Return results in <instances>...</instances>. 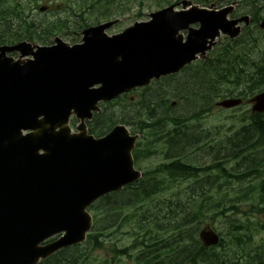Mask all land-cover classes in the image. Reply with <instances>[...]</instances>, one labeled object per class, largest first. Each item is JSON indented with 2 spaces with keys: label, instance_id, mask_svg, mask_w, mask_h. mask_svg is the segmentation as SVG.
Masks as SVG:
<instances>
[{
  "label": "water",
  "instance_id": "obj_1",
  "mask_svg": "<svg viewBox=\"0 0 264 264\" xmlns=\"http://www.w3.org/2000/svg\"><path fill=\"white\" fill-rule=\"evenodd\" d=\"M178 5L184 10L152 14V22L112 38L104 34L111 23L87 30L80 46L57 39L52 47L0 48V264H38L83 242L92 226L87 208L139 178L131 157L136 137L124 126L99 140L86 135L84 121L99 102L177 73L210 49L220 31L239 33L237 22L227 20L231 9ZM194 23L200 29H190L183 43L179 31ZM13 51L33 60L15 62L7 57ZM252 102L255 112L264 113V93ZM72 116L83 122L82 134H71ZM200 237L206 246L219 242L212 230Z\"/></svg>",
  "mask_w": 264,
  "mask_h": 264
},
{
  "label": "trees",
  "instance_id": "obj_2",
  "mask_svg": "<svg viewBox=\"0 0 264 264\" xmlns=\"http://www.w3.org/2000/svg\"><path fill=\"white\" fill-rule=\"evenodd\" d=\"M114 1L116 0H76L75 3L79 7L77 9L70 8L71 17H64L68 11H65L64 14L59 12L58 15L60 16L47 21L33 17L30 8L23 1H17L13 5L0 2V46L15 44L23 40L33 42L38 40L43 44H48L54 36L65 30L68 32L75 29L82 30L89 26L88 21L90 20L100 21L112 18L120 11L119 9H111ZM173 1L180 0H160L157 4L162 6L171 4ZM192 1L205 6L214 1L229 2L234 0ZM240 1L251 7V12L256 15V24L264 18L262 16L263 12H261L264 7V0ZM35 6L38 7L37 2ZM72 18L75 20H72ZM262 35L263 33L256 29L232 43L222 45L211 54L208 61H202L190 67L189 69H193L194 72H191L192 74L185 73V81L177 84L174 93H179V96L195 100L198 103L202 102L203 105L210 104L208 106L210 107L218 98L235 96L247 98L264 90V56L257 57L258 51H261ZM163 95L161 96V102L164 101ZM152 104L156 107L159 105L157 100L144 98L140 102L142 111L144 113L150 112L148 115H151L154 112ZM205 112L206 109H202L184 118H172L169 115L156 113V121V117L152 115L150 117L151 127L155 128L156 134L161 131L159 135H163V140L157 146L148 150V156L161 152L168 161L172 159L173 162H164L150 171L151 173L147 174L140 185L127 188L125 190L126 194H123V192L106 198L103 202L109 209H107V213H104L106 216L105 225L102 224L104 228H95L96 232L89 236V240L85 244L89 245L87 248L85 246L82 249L65 250L60 256L42 264H112V259H97L94 256V251L108 242L113 234V232H109L111 229L117 228L120 230L123 228L120 222L121 218L124 217L121 215L122 208L126 214V206H134L135 204L148 206L149 202L154 204V201H157V205H150L149 209L142 211L140 215L132 214L128 217L125 215L126 225L131 226V232L129 233L134 237L129 255L138 254L134 261L135 264H264V248L262 249L263 252H260L252 244V239L248 235L240 238L239 236L242 235L228 230V235L232 239L229 246L225 247L224 250L205 248L198 240L199 226L204 221L211 220V213L217 209L215 206L217 201L209 196L207 192L202 191V194L197 195V197L194 195L178 201L172 200V198L159 199L162 193L170 189L166 188L168 186L167 178H185L186 180L197 178L198 170L192 166V163H184L179 160H190L188 149L202 142L201 134L198 137H191L197 144L187 141L183 137L190 139L191 135H187L190 130L189 121L200 120L199 118ZM131 113L138 116L142 114L139 108ZM100 119H103L104 124L102 126L106 125V128L119 122V117L114 112L104 114L99 117ZM169 120L174 126L172 131L167 130L169 122L164 123V121ZM242 131L241 138H245V136L254 137V143L250 144L252 148L254 147L258 151L264 147L263 116L254 115L251 123L245 126ZM182 139L185 141L182 142ZM186 141L187 147L184 149L182 144ZM239 154L246 156L241 151ZM248 157L250 158L244 159L249 161L252 155L250 154ZM214 168L221 170L226 176L232 177V173L225 167L216 165ZM255 170H259L258 167H254L250 173L235 177L242 179L243 176L247 177ZM257 191L259 192L258 201L264 209V180L259 187H255V192L257 193ZM119 233L115 232L114 234ZM235 243H237V246ZM135 246L142 247L141 249H133ZM110 251L115 257L124 254V250ZM116 260V263L120 262L119 259Z\"/></svg>",
  "mask_w": 264,
  "mask_h": 264
},
{
  "label": "rangeland",
  "instance_id": "obj_3",
  "mask_svg": "<svg viewBox=\"0 0 264 264\" xmlns=\"http://www.w3.org/2000/svg\"><path fill=\"white\" fill-rule=\"evenodd\" d=\"M17 1H23L30 8V13L33 17L39 19H50L56 10H64L74 8L77 9L79 6L75 3L76 0H0L3 4L13 5ZM39 6H50L52 7L51 13L42 14L39 9H36V2ZM160 0H116L112 6V9H119L122 13H117V17L121 19L119 24L115 26L110 33L117 34L122 32L125 28L129 27L136 21H146L149 19L148 15L151 12L156 11L158 7L156 4ZM228 3H220L218 6H224ZM110 8V7H109ZM119 11V12H120ZM242 9L238 8V15H240ZM70 13H66L64 17H71ZM73 19V18H72ZM101 21V20H100ZM103 22V21H101ZM76 31V29L74 30ZM64 32H68L65 30ZM61 38L70 43H79L82 36H74L73 38L67 33H62ZM77 38V39H76ZM260 47L264 49V41L261 40ZM260 53V51H258ZM185 75L181 74L176 78L172 79H163L157 84H153L148 90H138L130 94L129 97L124 98V100H119L115 105L110 108H107L105 111L106 114L114 112L117 117H119L120 122H128L130 125L128 127L131 131H134L135 134L140 133L142 130V123H151L150 117L153 115L156 117V113L164 115L165 112L169 114L172 118H183L191 113L200 109L202 102L198 103L195 100L188 99L186 97L179 96V93H174L175 87L180 82L185 81ZM163 93H165L163 95ZM167 102L165 105L161 102V96ZM158 96V97H157ZM148 98L153 101H158V109L154 104L152 107L154 112L142 113L139 116L131 113L135 109H141L139 104V99ZM125 101L127 103L123 104ZM172 102H176L175 106H171ZM161 105V106H160ZM155 107V108H154ZM211 113L204 116L200 122H191L188 123L190 127L189 133L190 136L183 137L185 140L192 141L194 144L195 140L191 139L193 136L201 134V143L193 148L188 149L190 154V160H182V162H191L197 167L205 168L209 166L221 165L225 167L229 172L232 173V177L226 176L221 170H216L211 168L209 174L210 176L197 175L199 179L196 178L188 180H178L171 183L168 191L162 193L159 196V199L164 200L167 198H172V200H181L183 198H190L194 195L202 194V191L208 193L209 196L214 198L217 203L215 209L210 216L211 220L204 221L200 226L198 232L206 227L210 226L215 229L226 241H230L231 237L228 235V230L232 232H237L239 234H250L252 237V242L255 247L259 249L260 252H263L264 248V212L261 211V207L258 203V195L255 193L252 188H255L259 185L264 177V149H261L257 152L256 149L251 147L254 143V137L245 136L241 138L242 129L245 126H248L251 123L252 107L244 103L242 106L231 109V110H222L216 107V104L213 105ZM130 109L129 111H127ZM156 110V112H155ZM125 114V115H123ZM109 116V114H108ZM155 119V118H154ZM157 120V117L155 121ZM104 124L103 119H100L97 122V129L101 132H108V128ZM174 126L169 124L167 128ZM104 128V129H103ZM185 128V127H184ZM146 134L151 135V130L146 129ZM151 132V133H150ZM143 134V133H142ZM243 135V134H242ZM144 136V134H143ZM185 136V135H184ZM181 137V138H182ZM240 137V138H239ZM243 137V136H242ZM182 139V142L185 141ZM163 140V136L152 137L150 142L151 146ZM187 141L184 142V149L187 147ZM144 146L148 143V140L144 141ZM251 144V145H250ZM150 146V147H151ZM242 152L241 156L239 152ZM252 152V153H251ZM252 155V158L247 161L244 158H250L249 155ZM165 162V156L161 152L146 158L141 161V168L144 170H154L159 165ZM254 167H258L260 171L253 172L249 174L248 177L243 176L242 179H237L235 176H242L247 173H250ZM205 180V181H204ZM253 186V187H251ZM251 187V188H250ZM250 188L249 192L247 189ZM247 192V195H246ZM176 195V196H175ZM156 206L157 201L148 203V206H143L140 212L134 210L129 211L130 213L137 215L141 211H146L149 209V206ZM214 206V207H215ZM115 207V206H111ZM106 206L99 209V213H107ZM105 217V216H104ZM128 220V218H127ZM121 224L123 225L122 229H111L109 232H113L106 246H117L119 248L130 249L131 244L134 239L129 236L128 232H131L130 225H126L127 221H124L123 217L121 218ZM105 225V224H104ZM126 225V226H125ZM194 230L195 227H193ZM115 232H120L119 234L114 235ZM237 246V243H235ZM238 248V247H237ZM108 249V248H106ZM99 258L105 257L106 252L100 251L96 253ZM264 256V255H263ZM126 264H132V261L128 258L123 259Z\"/></svg>",
  "mask_w": 264,
  "mask_h": 264
}]
</instances>
